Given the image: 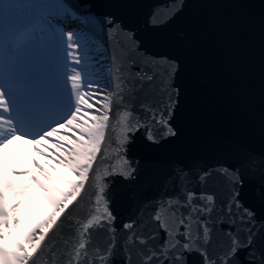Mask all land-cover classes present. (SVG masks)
<instances>
[{"label":"snow or ice","instance_id":"obj_1","mask_svg":"<svg viewBox=\"0 0 264 264\" xmlns=\"http://www.w3.org/2000/svg\"><path fill=\"white\" fill-rule=\"evenodd\" d=\"M67 11L61 0H2L0 148L31 137L34 146L54 140L56 154L51 159L34 157L32 167L19 170L0 161V264H114L120 251L125 264H189L192 253L201 257L199 264H245L239 257L242 248L250 249L248 264H264V226L255 229V214L243 206L239 191L246 175L259 177L258 194L264 197V151L255 153L242 145L234 149L233 163L197 174L196 183L207 191L186 190L191 180L182 169L170 173V182L181 188V194L150 203L146 220L124 223L127 235L117 239L115 202L106 177L128 178L136 172L126 157L129 133L144 128L153 144L177 135L169 124L176 100L169 95L163 110L141 104L147 115L139 118L123 103L126 81L120 66L115 73L109 69L103 80L91 79L99 70L89 68L85 79L83 68H77L85 38L78 41L72 31L65 34L54 23ZM82 22L94 23L87 17ZM106 22L117 32L126 31L112 20ZM149 23L159 27L154 19ZM129 39L135 43L131 51L138 52L139 38L133 32ZM137 76L140 88L143 81L154 79L147 71ZM106 138L108 147L116 145L120 163L101 170L98 157L108 159L102 152ZM36 152L49 155L39 147ZM217 177H224L230 186L227 202L220 205L213 188ZM30 192L40 215H33L28 202L19 199ZM81 205L85 215L72 218ZM168 217L176 218L175 227ZM236 219L245 226L243 240L232 236L227 249L217 251L216 224ZM65 224V239L54 241ZM150 225H154L151 230ZM160 230L167 237L163 242H159Z\"/></svg>","mask_w":264,"mask_h":264},{"label":"water","instance_id":"obj_2","mask_svg":"<svg viewBox=\"0 0 264 264\" xmlns=\"http://www.w3.org/2000/svg\"><path fill=\"white\" fill-rule=\"evenodd\" d=\"M61 3L68 11L57 20L72 28L78 41L81 36L85 38L81 42L84 49L89 48L88 42L95 51L102 49L109 62L108 70L113 73L120 66L126 81L123 103L134 114L146 117L141 104L163 110L169 95L176 100L169 124L177 135L153 144L146 139L144 128L129 133L131 143L127 145L126 157L136 172L128 178L106 177L111 182L115 202L113 215L118 240L127 235L124 223L146 220L150 203L181 194V188L170 182V173L182 169L191 180L186 190L199 193L207 189L196 183L197 174L233 163L237 146L255 153L264 151V0H62ZM86 17L94 23H83ZM151 19L159 27H153ZM107 20L126 31L117 32ZM133 32L139 38L138 52L131 51L135 48L129 39ZM144 71L154 79L143 81L140 88L142 81L137 73L143 76ZM107 144L106 138L102 152L108 159L102 161L98 157L101 170L112 162L120 163L116 159V145ZM229 187L224 177L215 179L217 205L227 202ZM239 191L243 206L255 214L252 222L255 229L264 226L259 177L246 175ZM84 207L77 208L72 218H82ZM175 219L168 217L172 227ZM151 227L154 225H150V230ZM244 227L239 219L217 223V251L226 250L232 236L243 240ZM195 231L193 225V234ZM67 233L65 224L63 233L57 231L54 241L63 242ZM166 238L160 230L159 242ZM249 251L242 248L239 253L245 264ZM123 255L120 251L114 264H125ZM259 255L258 250L256 257ZM136 259L133 252L132 260ZM188 260L189 264H199L201 257L192 253Z\"/></svg>","mask_w":264,"mask_h":264},{"label":"bare ground","instance_id":"obj_3","mask_svg":"<svg viewBox=\"0 0 264 264\" xmlns=\"http://www.w3.org/2000/svg\"><path fill=\"white\" fill-rule=\"evenodd\" d=\"M0 8H2V0H0ZM54 23H56L57 28L65 34L68 31H72L64 23V21L57 20V21H54ZM74 37H75V35H74ZM65 38H66V36H65ZM41 44H43V41H41ZM87 44L89 46V48H88L89 51H84L83 53L80 52L81 61H82V56H83L82 54H88V55H91V58L89 60L92 63L88 67H87V65H83V66H79V67L77 66V67H78V69L81 67L82 68L87 67L86 72L83 73V76L85 78H89L88 77L89 68L93 67L91 69H95L97 67L99 70V75L93 76L91 78L103 80L105 77H107L108 68H109V62H108L106 53L100 48H97L96 51H94V48L92 49L93 46L89 42ZM106 91H108V90H106ZM39 119H40V117H37V120H39ZM63 134H64V132L62 131L60 133V135H63ZM36 147H39L42 152L49 153V155L47 157L39 156L36 152ZM55 148H56V145H55L54 140H49L46 142V144L34 146L31 139H28V138L25 139V138L21 137L20 139L13 140L7 146L0 148V161L4 162L9 168H12V167H14V164L16 162L20 161V160H17V158L20 155H23L24 152H26V154H25L26 158H25L24 162L26 161V163H28L29 166L32 167L34 157L51 159L53 154L55 155ZM17 178H18V180L23 179V177H19V176ZM19 199L26 200L28 202V207L30 208L33 215H40L41 214V209L38 208L35 205V203L32 201L31 192L29 194H27L25 197H21Z\"/></svg>","mask_w":264,"mask_h":264},{"label":"rangeland","instance_id":"obj_4","mask_svg":"<svg viewBox=\"0 0 264 264\" xmlns=\"http://www.w3.org/2000/svg\"><path fill=\"white\" fill-rule=\"evenodd\" d=\"M55 154H56V152H55ZM53 156H54V154H53ZM20 162H21V161H18V164H17L16 166H18V165L20 164ZM52 162H53V164H55L56 161L53 160ZM24 166H26V167H30L29 164L26 163V161L24 162Z\"/></svg>","mask_w":264,"mask_h":264}]
</instances>
